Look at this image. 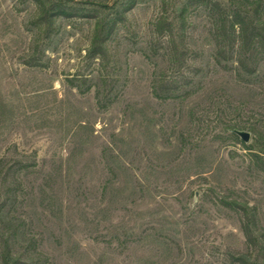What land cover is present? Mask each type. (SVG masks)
Masks as SVG:
<instances>
[{
    "label": "rangeland",
    "instance_id": "374dc122",
    "mask_svg": "<svg viewBox=\"0 0 264 264\" xmlns=\"http://www.w3.org/2000/svg\"><path fill=\"white\" fill-rule=\"evenodd\" d=\"M128 1L0 0V234L27 264H264L224 204L255 208L264 244V172L243 145L264 147V61L216 64L203 8L180 30L188 0H137L90 57L95 16Z\"/></svg>",
    "mask_w": 264,
    "mask_h": 264
},
{
    "label": "trees",
    "instance_id": "16d2710c",
    "mask_svg": "<svg viewBox=\"0 0 264 264\" xmlns=\"http://www.w3.org/2000/svg\"><path fill=\"white\" fill-rule=\"evenodd\" d=\"M38 4H43L42 0H34ZM70 1V0H67ZM49 12L56 15H68L70 10L61 2H48ZM137 3V0H129L122 10L115 12L113 17L95 16L94 34L89 56L104 55V44L116 29V26L123 21V14L130 11ZM42 6V5H41ZM191 6L201 7L210 18V35L215 46L214 60L220 66H226L229 62L237 64V70L251 75L256 71L257 64L264 61V20L262 18L263 3L261 0H231L227 7L215 0H188L181 8L179 18L181 19L180 30L185 29V14ZM100 7V8H97ZM108 10L109 7L90 5L89 9ZM92 11V10H91ZM93 13L96 11H92ZM92 13V14H93ZM46 14V12H45ZM52 17V15H51ZM157 35H167L173 53L177 57V64L180 67L184 51L179 50L177 39L181 40L183 35H175L174 24L167 19L165 13L158 18L154 25ZM181 45V44H180ZM183 48V45H182ZM169 96V95H166ZM233 129L232 137L238 140ZM252 151V157L259 164L264 172V147L259 145H245ZM224 204L233 210L241 212V229L248 247L252 250L264 251L261 233L258 229L257 212L255 208H250L247 204L237 201H224ZM260 233V234H259ZM1 251L0 264H27L22 256L12 253L11 235L0 234ZM236 264H259L258 259L252 255L239 254L233 257Z\"/></svg>",
    "mask_w": 264,
    "mask_h": 264
},
{
    "label": "water",
    "instance_id": "95a60500",
    "mask_svg": "<svg viewBox=\"0 0 264 264\" xmlns=\"http://www.w3.org/2000/svg\"><path fill=\"white\" fill-rule=\"evenodd\" d=\"M99 6H106V5H100V4H97ZM235 133L241 138V140L244 142V143H248L249 140H250V134L246 131H235Z\"/></svg>",
    "mask_w": 264,
    "mask_h": 264
}]
</instances>
